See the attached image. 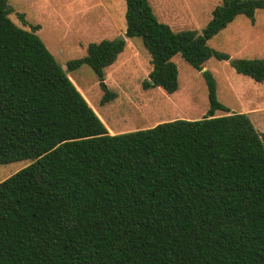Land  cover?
Masks as SVG:
<instances>
[{
	"label": "trees",
	"instance_id": "1",
	"mask_svg": "<svg viewBox=\"0 0 264 264\" xmlns=\"http://www.w3.org/2000/svg\"><path fill=\"white\" fill-rule=\"evenodd\" d=\"M124 38L139 37L151 70L144 89L178 90L179 55L200 72L207 42L238 16L254 22L264 0H222L200 31H174L149 0H124ZM0 0V165L29 161L0 181V264H264V135L217 100L202 72L208 110L111 135L70 81L88 66L103 96L104 70L125 39L89 43L65 70L23 14ZM28 27V29H25ZM264 85V59H234ZM226 115L215 116L216 112Z\"/></svg>",
	"mask_w": 264,
	"mask_h": 264
},
{
	"label": "rangeland",
	"instance_id": "2",
	"mask_svg": "<svg viewBox=\"0 0 264 264\" xmlns=\"http://www.w3.org/2000/svg\"><path fill=\"white\" fill-rule=\"evenodd\" d=\"M87 0H7L13 9L10 20L22 27L17 16L23 14L28 25H38L36 34L58 64L65 70L69 60L86 54L89 43L120 38L125 32L124 0H100L114 13L113 28L87 30L83 5ZM98 2V0H93ZM222 0H149L157 19L174 31L200 32L211 18L212 10ZM91 17L90 21L92 22ZM94 19H102L101 10ZM95 21V20H94ZM25 29H28L25 27ZM82 29V30H81ZM123 52L104 70V84L116 97L101 105L103 96L97 78L86 65L67 76L111 135L146 129L172 120H199L208 110L207 89L202 72L208 71L216 83L217 100L230 113H244L255 130L264 135V85L237 74L229 60L264 59V11L254 22L238 16L210 39L209 48L226 54L228 61L211 58L198 72L179 55L172 58L178 70V90L172 94L161 88L144 89L151 70L149 55L139 37L124 38ZM216 112L215 116L226 115ZM29 161L0 165V181L28 166Z\"/></svg>",
	"mask_w": 264,
	"mask_h": 264
},
{
	"label": "crops",
	"instance_id": "3",
	"mask_svg": "<svg viewBox=\"0 0 264 264\" xmlns=\"http://www.w3.org/2000/svg\"><path fill=\"white\" fill-rule=\"evenodd\" d=\"M83 10H84L83 12L77 13L76 15L83 14V17H85V19H86L85 22L88 23V25H86L87 27L84 28L85 31H87L88 29L92 30V31H98L101 28H106V29L107 28H109V29L113 28L114 13L113 14L110 13L108 8H106L103 4L101 5L100 0H98V2H95L93 0L85 1L84 5H83ZM100 10L103 14V20L102 19H98V20L94 19L95 15H97ZM92 16H93V18H92V22H91L90 19Z\"/></svg>",
	"mask_w": 264,
	"mask_h": 264
},
{
	"label": "water",
	"instance_id": "4",
	"mask_svg": "<svg viewBox=\"0 0 264 264\" xmlns=\"http://www.w3.org/2000/svg\"><path fill=\"white\" fill-rule=\"evenodd\" d=\"M7 7H9V6H7ZM120 39H124V36H121ZM231 61H232V60H229V62H231Z\"/></svg>",
	"mask_w": 264,
	"mask_h": 264
}]
</instances>
